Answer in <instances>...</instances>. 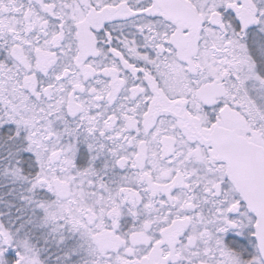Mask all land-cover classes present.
<instances>
[{
    "label": "snow or ice",
    "instance_id": "obj_1",
    "mask_svg": "<svg viewBox=\"0 0 264 264\" xmlns=\"http://www.w3.org/2000/svg\"><path fill=\"white\" fill-rule=\"evenodd\" d=\"M0 264H264V0H0Z\"/></svg>",
    "mask_w": 264,
    "mask_h": 264
}]
</instances>
